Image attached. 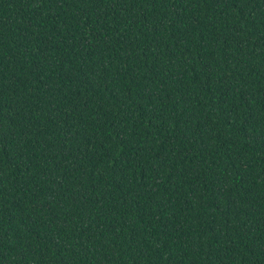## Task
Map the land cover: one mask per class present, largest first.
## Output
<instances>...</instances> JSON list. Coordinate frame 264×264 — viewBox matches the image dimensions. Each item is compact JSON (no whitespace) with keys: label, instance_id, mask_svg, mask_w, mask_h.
<instances>
[{"label":"trees","instance_id":"obj_1","mask_svg":"<svg viewBox=\"0 0 264 264\" xmlns=\"http://www.w3.org/2000/svg\"><path fill=\"white\" fill-rule=\"evenodd\" d=\"M0 264H264V0H0Z\"/></svg>","mask_w":264,"mask_h":264}]
</instances>
